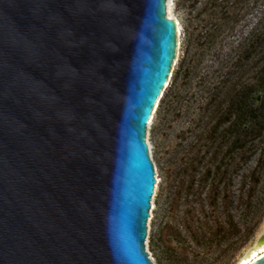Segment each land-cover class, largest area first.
<instances>
[{
    "label": "water",
    "instance_id": "1",
    "mask_svg": "<svg viewBox=\"0 0 264 264\" xmlns=\"http://www.w3.org/2000/svg\"><path fill=\"white\" fill-rule=\"evenodd\" d=\"M166 2L0 0V264H156L145 135L176 54ZM262 243L264 222L242 256Z\"/></svg>",
    "mask_w": 264,
    "mask_h": 264
},
{
    "label": "rangeland",
    "instance_id": "2",
    "mask_svg": "<svg viewBox=\"0 0 264 264\" xmlns=\"http://www.w3.org/2000/svg\"><path fill=\"white\" fill-rule=\"evenodd\" d=\"M210 1L172 0L170 5L180 34L176 32L168 85L145 135L154 175L157 173L160 179L144 241L156 264H236L264 222V127L250 139L253 151L245 162L239 152H225L229 141L218 146V138L209 136L220 114V97L213 100V94L235 61L240 43L262 21L264 0H249L240 9L237 22L223 26L213 42L200 44L203 33L217 18L211 12L218 8H212ZM251 75V70L245 75L248 83L252 82ZM257 92L260 97L254 106L264 103L262 91ZM203 154L200 163L198 158ZM218 164L221 171L226 170L221 181L215 173ZM205 168L211 170L212 178L201 188L191 180ZM251 174L253 178L249 179ZM217 185L218 193L213 198L212 190ZM225 190L230 200L223 198ZM198 191L202 192L200 197Z\"/></svg>",
    "mask_w": 264,
    "mask_h": 264
},
{
    "label": "trees",
    "instance_id": "3",
    "mask_svg": "<svg viewBox=\"0 0 264 264\" xmlns=\"http://www.w3.org/2000/svg\"><path fill=\"white\" fill-rule=\"evenodd\" d=\"M249 0H211L210 5L213 9L211 15L217 18L211 23V27L202 35L200 44L205 42H213L216 36L221 33L223 26L227 27L229 23L238 21L239 11ZM251 70L252 75L246 80V73ZM190 71H186L185 76H189ZM220 85L216 87V92L213 94V100L217 101V111L219 116H216L210 130V139L218 138V146H221L225 141H229L226 148V153H240L243 161L250 159L252 155V145L250 139L258 135L264 127V103L254 106V99L251 95L257 91H262L264 99V16L260 21L258 28H255L245 42L240 43L236 50V58L232 63L231 68L227 71L224 77L219 81ZM227 125L223 127V125ZM246 125V127H245ZM220 129V130H219ZM230 137H233L230 140ZM204 154L198 158L200 163L203 162ZM185 169V168H184ZM220 164L216 166L215 173L218 174V181L224 177L226 170H220ZM197 171L196 168L194 172ZM211 176V170L205 168L201 173L195 174L191 182L197 181L199 187H203ZM212 178V176H211ZM214 176L213 179H215ZM253 178V174L249 179ZM255 179V178H254ZM245 184L242 182L241 187ZM192 184H190L191 186ZM217 186L212 190V197L215 198L218 191ZM252 189L248 188V193ZM202 192H197V197H200ZM228 190L223 193L225 200H230ZM213 198H211L212 201ZM213 203V202H211ZM203 207V206H202ZM203 216L205 212L201 208ZM231 216L229 215V221Z\"/></svg>",
    "mask_w": 264,
    "mask_h": 264
},
{
    "label": "bare ground",
    "instance_id": "4",
    "mask_svg": "<svg viewBox=\"0 0 264 264\" xmlns=\"http://www.w3.org/2000/svg\"><path fill=\"white\" fill-rule=\"evenodd\" d=\"M171 1L172 0H167L166 2V12H167V16L171 17V18H174L170 15V5H171ZM174 20L176 21V27H177V36H179L180 34V25H179V22L177 21L176 18H174ZM174 61V60H173ZM169 76V75H168ZM168 85V78H167V82L164 86V88ZM164 88L162 90V92L160 93L159 95V98L158 100L156 101V104L154 105V108L153 110L151 111V117H150V120L147 124V128L148 126L150 125L151 121H152V118H153V113L154 111L156 110L157 106H158V102L163 94V91H164ZM147 144H148V149H150V145L148 143V139H147ZM155 178H156V181H155V184H154V190H153V193H152V196H151V210L154 209V199H155V196H156V193L158 191V187H159V184H160V179H159V176L158 174L156 173L155 175ZM264 253V243L258 245V246H255L253 248L250 249L249 253L246 255V256H241L238 261L236 262V264H248L252 259H255V258H258L261 254Z\"/></svg>",
    "mask_w": 264,
    "mask_h": 264
}]
</instances>
